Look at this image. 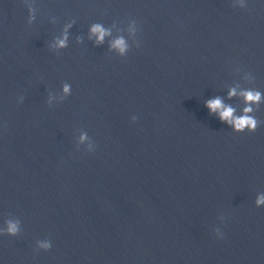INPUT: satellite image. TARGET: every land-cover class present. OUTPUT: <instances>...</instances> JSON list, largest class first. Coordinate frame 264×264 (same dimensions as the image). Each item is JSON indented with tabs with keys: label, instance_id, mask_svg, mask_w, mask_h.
Wrapping results in <instances>:
<instances>
[{
	"label": "water",
	"instance_id": "95a60500",
	"mask_svg": "<svg viewBox=\"0 0 264 264\" xmlns=\"http://www.w3.org/2000/svg\"><path fill=\"white\" fill-rule=\"evenodd\" d=\"M258 194L264 0H0V264H264Z\"/></svg>",
	"mask_w": 264,
	"mask_h": 264
},
{
	"label": "clouds",
	"instance_id": "9594fccd",
	"mask_svg": "<svg viewBox=\"0 0 264 264\" xmlns=\"http://www.w3.org/2000/svg\"><path fill=\"white\" fill-rule=\"evenodd\" d=\"M237 3L239 4L240 7H244V0H237ZM32 11H33L32 9H29L30 13ZM31 19L32 16L30 15L29 21H31ZM90 34L95 35L96 42L99 44V43H103L104 38L106 36H109L111 32L109 29L104 28L103 25L96 23L90 27ZM66 41H67V33L65 31V34L56 41L55 46L57 48H64L66 47ZM110 48L115 49L120 56H124L125 53L128 51V45L124 37L122 36L116 37L111 42ZM70 90H71V86L68 83H64L62 85L61 88V92L63 94L62 99L70 94ZM237 94L238 93L235 88H231L228 91L229 98L236 96ZM239 95L243 98V101L246 105L242 110V114L239 116L235 114L236 113L235 108L225 105L219 97L205 101V107L208 108L210 113H216L222 122L226 123L231 127L233 132L242 133L245 131V129L249 133L254 132L261 122L258 121L251 114L253 112V108L251 107V105L260 103L261 93L258 90H254V89H244L239 92ZM20 100L22 101L23 97H21ZM47 103L51 105V96L49 97ZM133 120H135V117H133ZM85 141H88L87 150L91 151L94 145L87 136V133L82 132L79 136V142L84 143ZM254 203L256 207H260L264 205V194H258L256 196ZM220 219H223V217H220ZM6 224L7 226L6 229L4 230V234H7L9 236H16L20 231L18 221L9 220L6 222ZM213 231L214 234L218 237L222 235L219 228H216ZM38 247L44 251H48L51 248V242L48 240L40 241L38 242Z\"/></svg>",
	"mask_w": 264,
	"mask_h": 264
}]
</instances>
